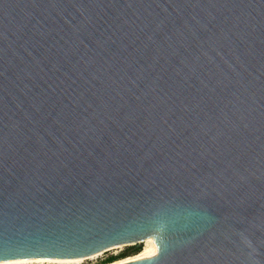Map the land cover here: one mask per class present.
I'll use <instances>...</instances> for the list:
<instances>
[{"label": "water", "instance_id": "obj_1", "mask_svg": "<svg viewBox=\"0 0 264 264\" xmlns=\"http://www.w3.org/2000/svg\"><path fill=\"white\" fill-rule=\"evenodd\" d=\"M144 237L264 264V0H0V264Z\"/></svg>", "mask_w": 264, "mask_h": 264}, {"label": "bare ground", "instance_id": "obj_2", "mask_svg": "<svg viewBox=\"0 0 264 264\" xmlns=\"http://www.w3.org/2000/svg\"><path fill=\"white\" fill-rule=\"evenodd\" d=\"M138 243H146V237L140 239L137 241ZM136 242V243H137ZM117 248L120 247V246H116ZM116 247H113L112 249H117ZM145 249V247H144ZM144 249L142 251H140L139 253H137L136 255L134 256H131V257H125L124 259H120V260H117V261H114L112 263H109V264H122V263H126V262H129V261H132V260H137L141 257L142 255V252L144 251ZM107 250H111V249H107ZM99 253L97 254H94V255H91V256H88L86 258H79V259H70V260H51V259H41V258H35V259H31V260H27V261H23V262H18V263H14V264H33V263H77V262H80L82 261L83 259H89V258H93L94 256L98 255Z\"/></svg>", "mask_w": 264, "mask_h": 264}, {"label": "rangeland", "instance_id": "obj_3", "mask_svg": "<svg viewBox=\"0 0 264 264\" xmlns=\"http://www.w3.org/2000/svg\"><path fill=\"white\" fill-rule=\"evenodd\" d=\"M136 244L140 245V248H141L140 251H142L145 247V244L143 242L142 243H136ZM125 247H127V246H123V247H121V249L117 248V249H111L110 251L107 250V251H104V252L94 256L93 258L83 259L82 261L77 262V263H56V264H102L101 259H103L104 257H106L108 255L117 254V253L121 252ZM139 252H137V253H139ZM137 253L130 254L127 257L134 256ZM121 259H124V258H121ZM118 260H120V259H118ZM37 264H50V263H37Z\"/></svg>", "mask_w": 264, "mask_h": 264}, {"label": "trees", "instance_id": "obj_4", "mask_svg": "<svg viewBox=\"0 0 264 264\" xmlns=\"http://www.w3.org/2000/svg\"><path fill=\"white\" fill-rule=\"evenodd\" d=\"M140 250H141V248H140L139 244L129 245L117 254L108 255V256L104 257L103 259H101V263L102 264H109V263H112L118 259L125 258L130 254L137 253ZM33 264H37V263H33ZM50 264H56V263H50Z\"/></svg>", "mask_w": 264, "mask_h": 264}, {"label": "snow or ice", "instance_id": "obj_5", "mask_svg": "<svg viewBox=\"0 0 264 264\" xmlns=\"http://www.w3.org/2000/svg\"><path fill=\"white\" fill-rule=\"evenodd\" d=\"M108 245L107 244H103L102 247H107ZM101 250V247H97L94 251L92 252H96V251H100ZM91 252V254H92ZM91 254H88V255H91ZM84 256H87V255H84Z\"/></svg>", "mask_w": 264, "mask_h": 264}, {"label": "built area", "instance_id": "obj_6", "mask_svg": "<svg viewBox=\"0 0 264 264\" xmlns=\"http://www.w3.org/2000/svg\"><path fill=\"white\" fill-rule=\"evenodd\" d=\"M121 247H123V246H120V247H118V248L121 249ZM116 248H117V247H116ZM110 249H112V248H110ZM105 251H107V250H105ZM102 252H104V251H102ZM102 252H99V254L102 253Z\"/></svg>", "mask_w": 264, "mask_h": 264}]
</instances>
